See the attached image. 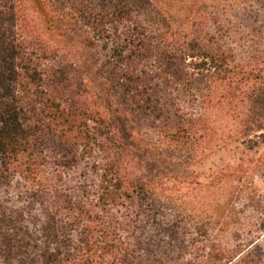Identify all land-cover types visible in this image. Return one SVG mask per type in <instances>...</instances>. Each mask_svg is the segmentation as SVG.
Returning a JSON list of instances; mask_svg holds the SVG:
<instances>
[{
	"label": "trees",
	"instance_id": "obj_1",
	"mask_svg": "<svg viewBox=\"0 0 264 264\" xmlns=\"http://www.w3.org/2000/svg\"><path fill=\"white\" fill-rule=\"evenodd\" d=\"M159 6L0 0V264L234 260L220 244L185 239L207 226L186 223L173 175L134 118L174 122L158 136L191 148L252 144L264 137V70L237 73L226 50L196 31L182 35ZM181 83L201 105L197 115L172 113ZM229 112L238 130L219 135L211 125Z\"/></svg>",
	"mask_w": 264,
	"mask_h": 264
},
{
	"label": "rangeland",
	"instance_id": "obj_2",
	"mask_svg": "<svg viewBox=\"0 0 264 264\" xmlns=\"http://www.w3.org/2000/svg\"><path fill=\"white\" fill-rule=\"evenodd\" d=\"M159 7L170 17V26L182 35L196 31L209 46L218 44L226 50L237 73L241 68L264 70V0H160ZM82 53L91 57L92 49L87 46ZM98 53L100 59L104 58L103 49ZM157 63L153 56L147 66ZM178 88L179 92L168 99L172 113H200L201 105L186 93V87L181 83ZM232 113L216 118L212 130L219 135L237 131L238 121ZM134 120L152 157L173 175L170 186L178 190V201L190 215L186 223L190 228L200 223L207 226L204 237L199 238L192 229V235L186 234L185 239L195 237L198 246L220 244L235 255L229 264H264V137L254 139L252 144H239V140L223 147L191 148L170 136H158L157 127L170 131L174 122L160 120L154 124L151 118L139 115ZM164 214L163 220L172 211L165 208ZM254 241L255 245L246 249L247 243ZM188 259L184 257L178 263L187 264Z\"/></svg>",
	"mask_w": 264,
	"mask_h": 264
}]
</instances>
